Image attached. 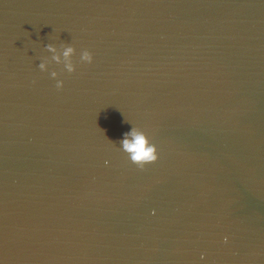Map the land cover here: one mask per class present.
Segmentation results:
<instances>
[{
	"label": "water",
	"instance_id": "water-1",
	"mask_svg": "<svg viewBox=\"0 0 264 264\" xmlns=\"http://www.w3.org/2000/svg\"><path fill=\"white\" fill-rule=\"evenodd\" d=\"M0 264H264V0H0Z\"/></svg>",
	"mask_w": 264,
	"mask_h": 264
},
{
	"label": "clouds",
	"instance_id": "clouds-1",
	"mask_svg": "<svg viewBox=\"0 0 264 264\" xmlns=\"http://www.w3.org/2000/svg\"><path fill=\"white\" fill-rule=\"evenodd\" d=\"M49 51L53 53L51 59L56 64H63V68L72 73L75 71L74 64L72 62V56L75 49L72 46H65L60 53H57L54 47L49 46ZM80 61L82 63H91L93 56L88 50H82L80 54ZM39 68L41 71H47L48 65L45 62L40 63ZM50 75L56 81V87H63V80L58 79V73L51 71ZM119 145L121 149L128 154L129 159L138 164L143 165L145 163L153 162L157 159L156 148L151 144L147 136L133 127L130 131L124 133L120 139ZM107 163V162H106ZM204 259V254L201 253V260Z\"/></svg>",
	"mask_w": 264,
	"mask_h": 264
}]
</instances>
